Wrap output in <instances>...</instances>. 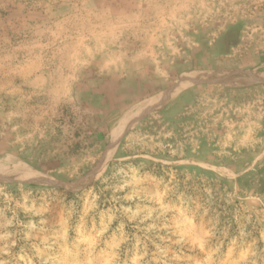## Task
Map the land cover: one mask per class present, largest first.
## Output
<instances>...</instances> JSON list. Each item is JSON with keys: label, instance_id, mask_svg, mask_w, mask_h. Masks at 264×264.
I'll return each mask as SVG.
<instances>
[{"label": "rangeland", "instance_id": "obj_1", "mask_svg": "<svg viewBox=\"0 0 264 264\" xmlns=\"http://www.w3.org/2000/svg\"><path fill=\"white\" fill-rule=\"evenodd\" d=\"M257 71L264 0H0V264H264Z\"/></svg>", "mask_w": 264, "mask_h": 264}, {"label": "bare ground", "instance_id": "obj_2", "mask_svg": "<svg viewBox=\"0 0 264 264\" xmlns=\"http://www.w3.org/2000/svg\"><path fill=\"white\" fill-rule=\"evenodd\" d=\"M202 75H204L203 73H185L181 76L180 82L179 84H177L174 88L167 90L166 92L160 94L163 95L164 94V99L161 100L163 97H159V95L157 97H153L150 100H148L147 102H143L141 103L138 107H137V114L136 117H138L141 114H144L147 111H152L155 110L156 108L164 105L165 102H167L168 100H171L175 95H177L182 89H184L186 86H189L190 84H192L193 82L199 80L200 77H202ZM235 73L232 74H220V75H213L211 76V78L215 79L216 81H219L221 83H225L227 85H245L248 84L249 82H254L257 81V79L260 77V75L257 74H250L247 76H238L235 77ZM166 97V98H165ZM132 112L130 113V116L128 118H124L122 119L118 125L115 127L114 130V135H116V141L114 143V146L112 147L111 152L113 151L115 145H117V142L119 140V138L121 137V135L123 134V132L128 129L132 123L135 121V115L132 116ZM118 127V128H117ZM113 143V142H111ZM100 174V168L99 169H95L93 171V173L87 175L86 177H84L83 179L79 180L78 182H75L73 184H71L70 186H68L69 188H73V189H80L82 187H84L86 184L90 183L91 181H93L98 175ZM18 177H20V179H28L31 182H36V183H44V184H49L50 180H47L44 177L41 176H35L33 174H29V173H25L23 172V170H20L19 173H17Z\"/></svg>", "mask_w": 264, "mask_h": 264}, {"label": "crops", "instance_id": "obj_3", "mask_svg": "<svg viewBox=\"0 0 264 264\" xmlns=\"http://www.w3.org/2000/svg\"><path fill=\"white\" fill-rule=\"evenodd\" d=\"M154 41H159L160 42V40H158V38L157 39H155ZM155 52H157V49H155ZM156 57H159V55H156ZM181 62H179L178 64H180ZM179 67V77L182 75V74H184V73H195V72H186V68L184 67V65H183V68H182V70H180L181 69V67H182V65H180V66H177V68ZM253 73H257V74H261V75H264V72H249V73H246L245 75H243L244 77L245 76H247V74L248 75H250V74H253ZM165 73H163V75H164ZM236 74V73H235ZM139 75L141 76L142 75V71H140L139 72ZM235 76H240V75H235ZM253 83H264V81H256V82H253ZM121 84V83H120ZM107 85V82H105V86ZM121 87H123V85H119V83L117 82V84H116V86H115V88L116 89H120ZM149 87V86H148ZM172 87V86H171ZM171 87H169L168 89H170ZM145 88H147V85H141V87H137V91H142V90H145ZM168 89H165V90H163V91H161L158 95H159V97L161 96V97H163L161 100H163L164 99V94L163 95H160V94H162V93H164V92H166V90H168ZM178 95V94H177ZM177 95H175L173 98H175ZM155 96H157V95H154L153 97H155ZM166 98V97H165ZM172 98V99H173ZM171 99V100H172ZM171 100H168L167 102H165L164 103V105H162L161 107H164L168 102H170ZM130 101V100H129ZM128 101V102H129ZM118 128V127H117Z\"/></svg>", "mask_w": 264, "mask_h": 264}]
</instances>
